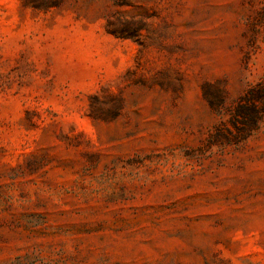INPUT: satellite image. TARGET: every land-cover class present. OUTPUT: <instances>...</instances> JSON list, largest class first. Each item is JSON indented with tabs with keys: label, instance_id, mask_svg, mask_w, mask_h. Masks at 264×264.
Masks as SVG:
<instances>
[{
	"label": "rangeland",
	"instance_id": "obj_1",
	"mask_svg": "<svg viewBox=\"0 0 264 264\" xmlns=\"http://www.w3.org/2000/svg\"><path fill=\"white\" fill-rule=\"evenodd\" d=\"M264 0H0V264H264Z\"/></svg>",
	"mask_w": 264,
	"mask_h": 264
},
{
	"label": "trees",
	"instance_id": "obj_2",
	"mask_svg": "<svg viewBox=\"0 0 264 264\" xmlns=\"http://www.w3.org/2000/svg\"><path fill=\"white\" fill-rule=\"evenodd\" d=\"M264 96V91H257L254 93L250 90V94L245 97L246 102H251L252 104L249 105L248 103H241L239 104L238 108L235 111V115L242 116L243 123L250 124L254 122L257 118L258 111H257V101H261L262 97Z\"/></svg>",
	"mask_w": 264,
	"mask_h": 264
}]
</instances>
